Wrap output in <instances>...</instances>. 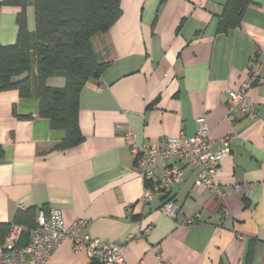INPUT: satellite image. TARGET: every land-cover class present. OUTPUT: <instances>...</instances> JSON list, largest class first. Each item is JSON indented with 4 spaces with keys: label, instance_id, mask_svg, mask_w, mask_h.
Masks as SVG:
<instances>
[{
    "label": "crops",
    "instance_id": "1",
    "mask_svg": "<svg viewBox=\"0 0 264 264\" xmlns=\"http://www.w3.org/2000/svg\"><path fill=\"white\" fill-rule=\"evenodd\" d=\"M227 1L121 0L116 24L91 39L106 69L81 94L84 141L76 147L56 150L64 133L39 115L37 99L0 92V223H13L19 210L60 209L67 225L86 221L82 234L119 244L125 264H264V0H253L240 27L219 34ZM20 12L0 6V45L17 42ZM35 27L29 0L27 28ZM251 63L260 64L250 91L257 117L230 123L228 91L250 80ZM65 83L57 75L47 85ZM203 116L213 139L237 136L216 174L226 196L198 187L197 170L187 168L181 185L143 203L127 134L139 145L191 137ZM167 198L177 219L161 211ZM196 214L195 224H184ZM47 264L93 263L65 241Z\"/></svg>",
    "mask_w": 264,
    "mask_h": 264
},
{
    "label": "trees",
    "instance_id": "2",
    "mask_svg": "<svg viewBox=\"0 0 264 264\" xmlns=\"http://www.w3.org/2000/svg\"><path fill=\"white\" fill-rule=\"evenodd\" d=\"M253 0H228L218 32L226 34L240 27ZM17 6L18 35L14 45H0V92L19 91L21 98L39 101V115L50 121L52 130L64 138L56 150L65 151L83 143L79 127L80 97L89 80L99 78L106 65L95 60L91 39L109 31L122 15L121 0H33L35 31L27 28L29 0H1L0 6ZM36 65V75L32 77ZM63 75L65 87L51 88L50 78ZM25 76L20 81L16 78ZM3 156L0 148V159ZM172 201L167 198L163 202ZM45 210V209H44ZM48 214V211H44ZM39 210H19L13 223H0V245L13 225L27 229L21 246L28 244V234L37 226ZM251 252H249V255Z\"/></svg>",
    "mask_w": 264,
    "mask_h": 264
},
{
    "label": "built area",
    "instance_id": "3",
    "mask_svg": "<svg viewBox=\"0 0 264 264\" xmlns=\"http://www.w3.org/2000/svg\"><path fill=\"white\" fill-rule=\"evenodd\" d=\"M250 66V80L228 91L227 120L230 123H235L239 115L250 120L257 117L258 107L250 99V91L259 80L260 64L251 63ZM197 123V131L191 137H162L156 143L139 145L133 133L127 134L126 144L145 182L141 197L143 203L150 202L155 193L168 192L181 185L187 168L197 170L198 187L219 198L226 196L216 174L222 159L232 152L237 136L232 134L215 140L211 137L205 116L200 117ZM161 211L173 219L179 216V209L172 201L163 202ZM225 213L223 209V215ZM199 218L200 214H196L186 218L184 224H195ZM86 224L85 220L78 219L67 225L60 209H53L48 214L40 213L36 228L28 234L26 246H21V240L27 229L13 225L5 242L0 245V264H47L65 241H70L75 251L85 250L93 264H125L119 244L103 242L88 233H81Z\"/></svg>",
    "mask_w": 264,
    "mask_h": 264
}]
</instances>
